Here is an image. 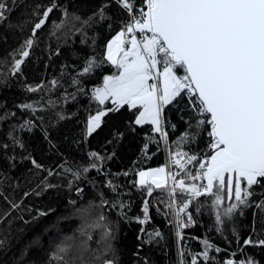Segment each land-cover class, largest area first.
Listing matches in <instances>:
<instances>
[{"label":"trees","instance_id":"1","mask_svg":"<svg viewBox=\"0 0 264 264\" xmlns=\"http://www.w3.org/2000/svg\"><path fill=\"white\" fill-rule=\"evenodd\" d=\"M7 2L11 12L8 20L0 23V240L4 241L0 264H63L52 259V254L66 237H73L76 245L86 240L87 235H81V230L92 236L90 251L84 257L87 264H103L104 259L110 258H115L117 264H178L167 207V184L160 189L153 185L149 196L146 185L137 181L140 171L163 166L160 133L150 123L136 125L139 106L124 105L119 111L108 113L101 127L86 136L88 117L115 107L110 99L99 104L93 93L104 84L105 76L118 74L106 59L107 45L128 21V15L115 0H55L59 7L37 30L30 55L24 58L20 72L12 75L14 59L20 58L16 53L32 36V25L39 18L35 13H42L52 0ZM105 4L109 5L105 19H100L99 9ZM136 5L147 9L146 0H136ZM64 9L70 14L67 19L62 15ZM75 16L89 22L82 24L73 19ZM62 20L64 26L56 28ZM93 59L96 66L84 73L87 62ZM176 71L179 76L185 75L183 69ZM26 104L32 108L21 107ZM161 116L174 153L194 154L199 160L213 154L209 149L213 140L208 135L211 126L207 123L195 139H181L185 132H197L196 114L184 95L165 105ZM199 119L207 121L210 116ZM14 138L24 146L21 148ZM5 144L7 148L3 147ZM93 152L103 160L91 157ZM32 160L41 167L33 165ZM92 163L98 168H91ZM181 163L186 168L176 165L179 178L186 185L197 184L186 173L194 174L198 163L187 164V157ZM85 167H89L87 173L83 171ZM76 172L80 173L79 179L73 175ZM177 190L182 206L191 194L180 187ZM250 191L253 195L247 204H239L234 196L229 202L225 191L219 209L213 204L214 197L205 195L192 200L187 209L192 223L182 228L183 264H191L193 257L197 264H205L199 255L205 247L203 240L221 249L219 253L210 251L213 259L208 264H224L228 259L246 261L249 257L264 264V247L244 243L248 238L264 239V208L257 207L264 201V181L253 185ZM233 203L238 208L230 217L222 216L223 223L217 224L216 212H223ZM12 204L18 207L13 208ZM89 205L91 214L81 217L76 210ZM101 216L105 217L103 222ZM97 224L100 226L91 227ZM104 225L115 236L114 251L107 255L99 243ZM157 231L161 236L154 235ZM96 256L100 259L96 260ZM64 259L68 264H81L75 250Z\"/></svg>","mask_w":264,"mask_h":264},{"label":"snow or ice","instance_id":"2","mask_svg":"<svg viewBox=\"0 0 264 264\" xmlns=\"http://www.w3.org/2000/svg\"><path fill=\"white\" fill-rule=\"evenodd\" d=\"M115 3L128 15V21L107 45L106 59L117 68L118 74L105 76L103 87L96 88L93 93L99 104L104 105L110 99L115 107L90 115L86 122V136H91L101 127L102 120L108 113L119 111L124 105L131 108L139 105V114L134 123H150L154 125L155 132L160 133L162 138H167L168 133L162 126L163 107L186 92L189 95V107L196 114L197 132H185L181 139L185 142L190 137L195 139L198 130L207 123L211 126L208 135L213 137V154L203 162L194 154L180 151L173 154L177 157L173 163L181 169L186 168L181 159L187 157V164L195 161L203 170L197 174L187 172L186 175L191 181L201 178L207 180L206 184L186 185L183 179L176 180L175 175L172 176L174 185L191 194V199L175 212L174 222L177 228H186L192 223V215L187 209L195 198L205 195L214 197L213 204L219 209L224 203L222 193L226 191L228 199L234 196L239 204H247L253 195L250 191L252 186L264 181V0H146V11L144 8H137L136 0H115ZM108 6L105 4L99 9L100 19H105V9ZM58 7L55 0H52L51 5L42 13H35L39 18L32 25V36L23 42L16 53L20 58L14 59L12 75L20 72L24 58L30 55L37 30L49 21L50 14ZM137 11L139 15H136ZM10 12L11 7L7 0H0V23L8 20ZM62 15L66 19L70 17L67 9L62 11ZM73 19L81 21L79 16ZM91 19L93 18L90 17L89 20ZM88 22L81 21L82 24ZM64 23L62 20L55 27L61 28ZM137 32L142 34V40L137 39ZM125 45L129 47L126 49ZM121 53L123 57L117 59ZM95 66L96 61L90 60L83 72L88 73ZM177 68L183 69L185 75H177ZM156 79L162 80V89H158L156 83H149ZM52 83L55 84L56 81ZM29 90L36 91L35 88ZM21 107L32 108V105ZM206 114L210 119H199ZM20 127L23 128L24 125ZM14 141L21 148L24 146L15 138ZM3 147L7 148L8 145ZM89 155L103 160L98 153ZM32 163L37 168L41 167L35 160ZM90 167L97 169L98 165L92 163ZM83 171L87 173L89 167H85ZM73 175L78 179L80 177L79 172ZM152 175L160 178L152 179L151 184H148L145 178ZM139 177L138 183L141 186L146 185L149 196L153 193V185L156 189L166 187L164 167L149 172L141 171ZM175 191L176 188L173 187L169 194L174 195ZM103 203L107 202L102 201ZM11 206L18 207L16 204ZM238 206L233 203L224 208L223 212L218 210L215 215L217 224H222V216L230 217ZM167 207L173 208L174 205L169 203ZM257 207L264 208V201L257 204ZM91 209L92 206L89 205L76 211L81 217H87L91 214ZM143 211L147 219V201ZM181 213H184V219H181ZM104 220L105 217L101 216L100 221ZM144 222L145 220H140V223ZM99 226L100 224L91 227ZM81 235H87V239L79 245L75 244L73 237H66L52 254V259L68 264L64 257L75 250L81 264H87L84 257L90 251L89 241L92 236L86 230H81ZM154 235L159 237L161 233L157 231ZM176 235L182 239L179 230ZM114 239L113 231L104 225L99 243L103 245L105 255L114 251ZM202 243L205 247L199 255L208 264L213 259L209 255L210 251L219 253L221 249L208 240H203ZM244 243L264 247V239L248 238ZM3 245L4 241L0 240V247ZM95 259L99 260L100 257L96 256ZM103 264L117 262L115 258H110L104 259ZM191 264H197L195 257ZM224 264L258 262L249 257L246 261L228 259Z\"/></svg>","mask_w":264,"mask_h":264},{"label":"built area","instance_id":"3","mask_svg":"<svg viewBox=\"0 0 264 264\" xmlns=\"http://www.w3.org/2000/svg\"><path fill=\"white\" fill-rule=\"evenodd\" d=\"M146 35H151V34L146 33ZM138 36L140 37L141 34H139ZM149 83H156L158 89L160 87L159 86V79H156V80H153V81H149ZM181 95H184L186 98L189 99V95L186 94V92L181 93ZM202 117H204V116H202ZM162 126H163L164 130L167 131V133H168L167 138H162L161 137V140H162V143H163V149H164L163 167L165 168L166 176H167V180H168L167 181L168 204L172 203L174 205L173 208H169V212H170V223H171L172 230H173L174 245H175V247H177L176 248L177 249L176 254H177V260H178V264H179V259L180 258L183 261V257L181 256V245L183 244V238L185 237V233L183 232L182 228L178 229L176 224H175V222H174L175 221V212L178 210V208L181 206V204L179 203V196H178V190H177L179 186H176V185L173 184L172 176L175 175L176 180H181V178H179L180 171L176 168V164L173 163V160L176 159V158L173 155L172 150H171V144L172 143H171V139H170V135H169V130L167 129V127L165 126L164 123H163ZM212 141L209 143V149L211 151H213L212 148H211ZM205 160H207L206 157H203V158L200 159L201 162H203ZM201 171H203V170H201L199 168V165H197L194 174H197V173H199ZM196 182H197L198 185L207 183L206 178L198 179V180H196ZM173 187L176 188L175 194L174 195H170L169 194V190L171 188H173ZM178 230L181 233L182 239L178 238L177 235H176V232Z\"/></svg>","mask_w":264,"mask_h":264},{"label":"rangeland","instance_id":"4","mask_svg":"<svg viewBox=\"0 0 264 264\" xmlns=\"http://www.w3.org/2000/svg\"><path fill=\"white\" fill-rule=\"evenodd\" d=\"M138 34H140V33H136V35H137V39L138 40H142L143 39V36H142V34H141V36L139 37L138 36ZM148 34H150V33H148ZM115 37V36H114ZM113 37V38H114ZM112 38V39H113ZM111 39V40H112ZM110 40V41H111ZM109 41V42H110ZM129 46L128 45H125V48L127 49ZM106 54H107V51H106ZM123 57V54L121 53L118 57H117V59H121ZM129 59H132V57H129ZM104 85V84H103ZM103 85L101 86V87H99V88H102L103 87ZM159 89H162L163 88V83H162V80L161 79H159ZM139 106V105H138ZM146 124V123H145ZM171 150H172V153L174 154V151H173V146H171ZM163 167V166H162ZM157 168H160V167H156V168H151V169H145V170H142V171H144V172H149L150 170H152V169H157ZM141 172V171H140ZM165 174H166V171H165ZM160 177L158 176V175H152V176H149V177H146L145 179L147 180V182L148 183H150L151 184V181H152V179H159ZM139 179H140V177H139V174H138V179H137V181L139 182ZM168 181V180H167ZM166 184H167V182H166ZM182 257H184V253H183V256ZM181 258L179 259V264H181Z\"/></svg>","mask_w":264,"mask_h":264},{"label":"water","instance_id":"5","mask_svg":"<svg viewBox=\"0 0 264 264\" xmlns=\"http://www.w3.org/2000/svg\"><path fill=\"white\" fill-rule=\"evenodd\" d=\"M147 10V9H146ZM137 33H139V32H137ZM207 181V180H206ZM214 190V189H213ZM232 199H228V201L230 202Z\"/></svg>","mask_w":264,"mask_h":264},{"label":"bare ground","instance_id":"6","mask_svg":"<svg viewBox=\"0 0 264 264\" xmlns=\"http://www.w3.org/2000/svg\"><path fill=\"white\" fill-rule=\"evenodd\" d=\"M172 146V145H171Z\"/></svg>","mask_w":264,"mask_h":264}]
</instances>
